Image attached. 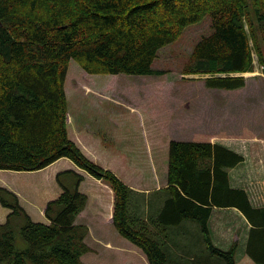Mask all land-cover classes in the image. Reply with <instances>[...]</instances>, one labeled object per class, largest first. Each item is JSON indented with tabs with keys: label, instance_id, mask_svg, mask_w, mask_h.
<instances>
[{
	"label": "trees",
	"instance_id": "obj_1",
	"mask_svg": "<svg viewBox=\"0 0 264 264\" xmlns=\"http://www.w3.org/2000/svg\"><path fill=\"white\" fill-rule=\"evenodd\" d=\"M205 16L210 31L194 44L183 74H205L206 87L234 90L245 85L241 73L251 72L254 60L264 72V0H0V170L35 171L69 159L110 187L113 227L149 264H166L168 228L184 220L201 230V264L211 255L236 264V245L215 246L207 226L213 207H235L250 225L246 254L264 264V206H252L244 189L229 184L228 170L242 154L217 142L171 139L168 196L145 218L135 210L134 190L89 159L67 131L70 60L88 74H160L152 67L158 51ZM82 180L73 169L56 173L61 190L46 202V222L33 220L17 194L0 186V205L9 210L0 222V264H85L88 228L75 223L87 203Z\"/></svg>",
	"mask_w": 264,
	"mask_h": 264
},
{
	"label": "rangeland",
	"instance_id": "obj_2",
	"mask_svg": "<svg viewBox=\"0 0 264 264\" xmlns=\"http://www.w3.org/2000/svg\"><path fill=\"white\" fill-rule=\"evenodd\" d=\"M209 31L210 20L205 16L185 27L177 39L162 47L152 63L154 69L162 71L160 74H88L74 60L68 63L64 90L69 137L73 139L79 135V140H74L77 146L82 150L85 144L99 156V162H96L87 156L86 150H82L89 159L141 189L138 194L133 189L131 199L138 200L140 196L147 206L168 196L165 189L155 187L157 182L165 181L171 139L212 140L226 144L238 153L248 155L246 167L250 171L256 154L260 152L264 156V150H260L264 149V72L257 61L254 60L251 72L241 73L245 85L234 90L211 89L204 85L207 75L182 73L194 44ZM82 76L93 80L87 83L80 78ZM66 161L69 160L62 158L35 171L0 170V186L17 192L21 206L36 211L33 215L35 221L46 222V218L39 214V206L45 198L55 197L50 195L51 190L60 191L55 173L66 167ZM260 172L263 168L258 176ZM87 188L93 191L98 186L87 185ZM102 195L98 211L106 215L109 201L104 193ZM96 202L99 201L93 202L91 198L86 213L90 211L92 215ZM132 202L138 211L137 202ZM7 212L9 210L0 205V222ZM90 222L93 229L99 226L98 220ZM106 227L116 230L110 223ZM198 233L203 241L199 226ZM135 250L141 253L143 261L134 262L148 264L140 249L129 242L126 247L114 250L101 247L96 253L89 251L81 260L86 264H128L135 259L130 254ZM165 252L166 264H170L174 258L173 249H165ZM241 253L236 251V257ZM211 256L224 263L222 258ZM199 261H203L202 258Z\"/></svg>",
	"mask_w": 264,
	"mask_h": 264
},
{
	"label": "crops",
	"instance_id": "obj_3",
	"mask_svg": "<svg viewBox=\"0 0 264 264\" xmlns=\"http://www.w3.org/2000/svg\"><path fill=\"white\" fill-rule=\"evenodd\" d=\"M77 138L79 140V135L78 137L73 138V139L71 138V139L74 141V140H77ZM184 140H187V139H184ZM209 141L215 142L212 140H209ZM222 145L228 147V145L226 144H222ZM84 147L85 149L82 148V150L83 151L86 150L87 156L91 157L96 162H99L98 160L99 156H96V153L94 152V150L90 149L85 144H84ZM260 150L263 151L264 149L261 148ZM242 155L244 157L243 161L228 170L229 184L231 187L244 189L246 193L248 194V197H249V200L252 206L254 207L264 206V184L262 185V180H264V156L261 155L260 152L256 154L257 158L255 157L253 169L250 171L246 167L248 155L246 154H242ZM60 159L62 158H59L58 160ZM69 161L64 162L66 164V167L57 170L56 173L58 171L65 170V169H73L76 172H79L83 175V180L79 184V190L87 195V203L85 205V208L75 218V223L85 224L87 226L88 234L86 235L84 241L87 244L89 251H92V253H96V251L101 247H103V249L108 248L112 250L118 249L119 247H126V244L129 241L123 237L122 238L125 239L126 241L118 237L120 235L118 234L116 230L114 231V229L106 227L107 225H109V223L112 225V219H111L112 203H113L112 190L111 189L109 190L108 187L101 180L96 179L92 177L91 175L85 173L84 171L76 167L71 161H70L71 163H69ZM260 168H263V172H260V176H258ZM246 171H247V175L245 174ZM258 179H260L259 183H256ZM123 181L129 187L134 189L137 194L142 192V190L136 187L135 184H132V183L130 184L129 182L131 181L129 180H123ZM84 183H88L86 184V188H85L86 190L83 188ZM87 185H91V186L97 185L98 188H96L97 190L90 191L87 188ZM165 186H166V177H165L164 183L157 182L155 189L161 190ZM52 187H55V186L52 185ZM103 189L105 190L103 193L106 195L107 200L109 201V213H107L106 215H102L101 212L98 211V205L100 202L103 201L102 199ZM56 190H51L50 195L52 194L51 196H55V197L58 196L60 191L57 192ZM14 193L17 194L19 202H20V195L17 192H14ZM91 198L93 202L94 200L99 201L94 204L95 207L93 208V211H91L92 215H90L89 213L90 211L86 213V210H87L86 208L88 207L87 205H88V202H90ZM50 199L52 198H45L43 200V204L39 206L40 208L38 207L39 214L41 216L42 215L44 216V212H43L44 207L46 205V202ZM140 199L141 197L139 196L138 201ZM164 200H165L164 197L162 199L159 198L156 201H154L153 204H150L147 206L143 202V199H141L138 202V204H140L139 206L140 210L138 213H140L141 211V216L147 218L148 216L151 215L150 211L152 208V211H153L152 214L156 215L159 212L160 208L162 207ZM23 208L33 219V215L34 213H36V211H33V210L29 211L25 207ZM6 214H5V217H6ZM84 217H86V219L82 220ZM93 219L98 220V224H99V226H95V229H93L90 226L91 224L90 221H93ZM173 226L174 227L172 229H168L167 231V234L168 232L170 234H169V239L166 235L167 243L165 245L167 249H173V252H174V258L170 261V264H201L200 261H198L199 256H206L207 254L205 253L206 251L204 247L205 243L203 244L204 241L200 239V234L198 233V226H199L198 223L194 220H184ZM207 226L209 230L210 239L215 246L222 248L224 250H227L233 244L236 245L235 252H234V260L236 264H256L245 252V247H246L250 225L245 219V217L243 216V214L238 209H236L235 207H221V208L213 207L209 215L208 221H207ZM92 229H93V233H92ZM166 237H165V240H166ZM88 241L91 242L93 246L90 245ZM89 251H87L86 253H88ZM140 251L142 252L141 249ZM236 251H241L242 253L238 257H236ZM86 253L81 255V257L86 255ZM130 254H132L135 259L128 264H132L134 261H143L141 257V253L139 251L135 250V251H132ZM144 257L147 261L145 254H144ZM212 262H213V257H209V261L206 264H212ZM134 264H138V262H134ZM219 264H222V263H219Z\"/></svg>",
	"mask_w": 264,
	"mask_h": 264
}]
</instances>
